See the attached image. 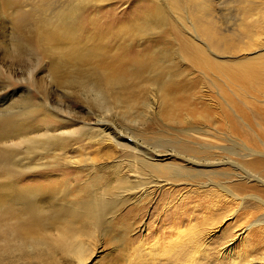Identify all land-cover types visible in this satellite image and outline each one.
I'll use <instances>...</instances> for the list:
<instances>
[{"label": "rangeland", "instance_id": "rangeland-1", "mask_svg": "<svg viewBox=\"0 0 264 264\" xmlns=\"http://www.w3.org/2000/svg\"><path fill=\"white\" fill-rule=\"evenodd\" d=\"M39 2L20 0L17 8L28 11ZM205 2L208 13L204 15V10L198 19L199 14L191 12L195 2L183 1L191 24L187 14L174 7V0H106L85 4L80 15V33L103 40L112 60L114 56L119 62L169 51L172 56L165 66L174 74L164 76L167 81L163 84H172V91L178 92L174 96L179 98V111L170 109L153 85L139 86L145 91L120 102L118 93L105 86L92 88L82 81L85 85L71 83V79L55 81L51 77L53 59L38 52L30 39L34 27L29 23L16 26L13 14L22 11L0 2V188L7 184L14 191L27 189L38 199L43 194L48 207L56 205L62 210L73 208L72 201L99 185L96 193L107 197L110 191L109 200L113 201L103 214L94 245L82 260L70 252L27 249L3 252L0 264H232L230 256L242 257L254 243L264 244V225L246 230L252 221L264 219V204L255 199L264 201V116L253 106L247 110L240 106L257 120L251 123L239 113L252 141L219 129L216 114L221 113L224 101L183 53L185 39L192 40L183 26L195 34L203 33L205 22L216 20L213 16L223 29L239 31L235 40L239 46L246 30L240 24L264 26V0ZM161 4L168 12V26L162 33L124 39L137 18L155 13ZM45 8L52 9L48 3ZM115 73L118 77L127 74ZM68 119L87 126L78 129L82 127L78 123L65 129ZM5 120L10 124H4ZM26 127L67 141L61 145L55 140L53 145H12L10 139ZM132 145L140 151H131ZM199 149L200 155L196 153ZM249 149L255 153L249 155ZM145 158L159 171L148 167L142 161ZM167 166H175L182 176L197 177L166 185L164 179L170 176ZM125 173L129 178L121 190L115 176ZM220 184L244 198L237 211L239 200L218 189ZM15 203L22 207L21 202ZM182 212L188 214L184 220L179 218ZM168 216L170 224L166 223ZM177 228L202 234L199 253L179 256ZM84 242L89 245L86 238ZM229 245L234 248L232 255L223 250Z\"/></svg>", "mask_w": 264, "mask_h": 264}, {"label": "bare ground", "instance_id": "bare-ground-1", "mask_svg": "<svg viewBox=\"0 0 264 264\" xmlns=\"http://www.w3.org/2000/svg\"><path fill=\"white\" fill-rule=\"evenodd\" d=\"M104 1L106 0H66L62 2H60V0H41L39 3H33L32 8L26 11L17 8L20 0H0L3 5L12 7L13 9L16 7L17 10L22 11L13 14V22L16 23V26L21 28L23 24L27 25L29 23V25L34 27L30 39L34 41L33 46L36 47L34 48L38 52L46 53L47 56L53 59L51 77L55 81L62 83L71 79V83H79L80 85H85L86 83V86L92 85V88L95 85L99 86V88L105 86L117 92L118 95L119 93L121 94L120 96L117 95V98H119L117 100L120 102H122V98L126 100L128 96L134 97L136 94H141V92L145 91L143 88L139 90V86L153 85L156 86L158 94L164 99L169 108L179 111L176 106L178 103L177 99L179 98L174 96L178 94V92L172 91V84H163L167 81L164 76L174 74L171 69L165 66V63L172 56L169 51L160 53L154 57L144 55L135 60L129 58L126 60L122 59L119 61L120 64L118 59L115 58L116 56L113 55L114 60H112L111 56L107 55L111 52L103 40L99 41L95 36H85L83 31L80 33L79 24L82 7L85 4H99ZM183 1L184 0H174V7L184 11L187 14L186 20H188V24H191L189 12L184 7ZM193 1L195 4L191 10L192 13L201 14L204 10V15L208 13L205 0ZM47 3L52 9L45 8ZM169 11L172 10L169 9ZM200 14L198 15V19L201 18ZM167 16L168 12H166L164 5L161 4L155 13H146L143 17L137 18L133 25L129 26V29L124 35V39H143V37H150L162 33L168 26L166 22ZM211 16V14L208 15V17ZM213 17L216 20L214 21L211 19L205 22L203 33L195 34L183 26L184 30L192 39H185L183 53L185 59L193 63L194 66L202 72L204 78L210 81L212 87H214L215 94L217 93L222 98L221 101H224V106H221V113H218L221 116L216 114L219 119V129L234 133L246 140L252 141V137L244 130L243 125L245 124L239 113H242V115H244L243 117H247L250 121L254 120L255 123H257V120L246 112L250 106H253L261 117L264 116V26L260 29L255 26V23L240 24L239 26L246 30L239 46H236L235 40L239 38V31L237 29H223L217 22L218 18L215 16ZM193 27L197 32L195 24ZM246 27H252V29H247ZM123 33L124 32L121 31L122 36ZM253 50L258 51L247 54ZM122 67L125 69L122 70ZM115 71L122 73L126 72L127 74L122 75L124 77H118ZM175 74H177V70H175ZM211 78L219 80L221 85H217L216 80H211ZM175 85L176 84H174V87ZM137 90L139 91L137 92ZM118 104L115 105L117 106ZM241 105L245 106L246 110L240 107ZM207 117V119L211 118L208 115ZM65 121V129L79 126L78 123L82 125V127L78 129H85L87 126V124L83 122H70L69 119ZM7 122L5 120L3 123L7 125L10 124ZM28 129L31 128L26 127L19 133L16 132L18 133L17 136H13L11 139L9 138L11 144L21 145L30 142L48 144L55 140V142L57 141V143L61 145L67 141L63 139L62 136V138L59 136L58 138L60 140H58L55 135L48 133L41 134V131H36L35 129H31V131L28 132ZM25 130L26 132H24ZM9 131L11 132V130ZM73 133L74 132H71V134ZM68 134H70V132H68ZM63 135H67V133H63ZM202 149L203 147H201V150ZM130 150L140 151L135 145ZM201 150H197L196 153L200 155V153H202ZM248 151L249 155L255 153L254 151H250V149ZM142 154L145 155L146 153ZM145 160L142 161L146 163L148 167L155 171H159L157 169L158 166L153 165L152 162L146 158ZM209 165H213V163ZM255 165L254 163L253 167H255ZM174 167L175 166L166 167L170 173V176L164 179L166 185L175 186L176 182L180 181V179L186 180L197 177L191 174L189 176H182L180 174L183 172L179 169H174ZM199 167L201 168L202 166ZM137 174L140 175L138 172ZM115 177L122 190V186L125 184L123 181L127 182V178H129L128 174H117ZM2 186L5 187L0 188V255L3 252L12 250H23L25 252L27 249H33L34 252L40 253V250L46 249V251L51 252V254L56 252L66 254L70 252L74 254L78 260H82L85 258V251L90 252L91 246L95 243V233L102 225V218L103 214H105V210L113 205H110L113 203L111 199L109 200V198H111L110 191H108L110 194L108 193L107 197H104L103 194L96 193L101 187L100 185L94 190H85L76 200L71 202L73 208L69 210H62L63 207H58L56 205H49L48 207L45 200L42 199L43 194H41L40 199H38V196L30 190H20L16 188L14 191L13 189L11 190V186H7V184H2ZM238 188L241 190V187ZM218 189L226 193L229 197H232L234 201L239 200L236 207L237 211L244 198L222 184L218 186ZM150 194L153 195L154 191H151ZM232 198L231 200L233 201ZM255 199L264 204V201L261 199ZM15 201L22 203L20 209ZM179 216L181 220H184L188 214H183L182 212ZM166 223L170 224L169 216ZM172 223L175 224L174 222ZM176 225L177 224H175V226ZM261 225H264V219L262 220L260 217L247 225L246 230L248 231L253 227ZM87 228L90 229L88 230ZM177 233V238H179L181 242L180 245L176 247L178 248L177 251L179 252V256L185 257L190 253L196 255L201 251L202 234H200L199 231H190V229L188 231H181L180 228H177ZM188 234L190 236L185 239ZM84 238L88 240L89 245H86ZM262 238L264 240V231ZM75 246L77 248H75ZM233 249L234 248H231L229 245L223 250L224 253H231L232 255ZM33 250H31V252ZM230 258L232 264H264V244L261 245L260 242L259 244L254 243L251 247L249 246L242 257L230 256ZM211 263L212 261L209 263L207 261V264ZM222 263L223 261L221 264Z\"/></svg>", "mask_w": 264, "mask_h": 264}]
</instances>
